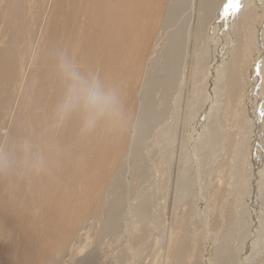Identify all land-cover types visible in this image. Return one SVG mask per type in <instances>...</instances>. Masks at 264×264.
<instances>
[{
  "label": "bare ground",
  "instance_id": "bare-ground-1",
  "mask_svg": "<svg viewBox=\"0 0 264 264\" xmlns=\"http://www.w3.org/2000/svg\"><path fill=\"white\" fill-rule=\"evenodd\" d=\"M228 2L0 0V264H94V249L72 258L86 247L73 242L78 224L98 206L114 165L134 160L151 188L132 196L116 177L102 234H124L118 215L127 208L141 231L131 242L151 250L146 230H166L155 264H222L230 250L229 264L264 262V227L255 222L257 211L264 216V0ZM62 66L113 92L127 105L125 122L100 118L82 133L77 108L60 123ZM188 144L200 150L182 175ZM162 196L167 206L157 202L155 213ZM187 203L188 218L174 215ZM127 255L113 264L142 256Z\"/></svg>",
  "mask_w": 264,
  "mask_h": 264
},
{
  "label": "rangeland",
  "instance_id": "rangeland-1",
  "mask_svg": "<svg viewBox=\"0 0 264 264\" xmlns=\"http://www.w3.org/2000/svg\"><path fill=\"white\" fill-rule=\"evenodd\" d=\"M216 18V15H214L212 18H209V20H213V19H215ZM208 20V21H209ZM210 22V21H209ZM210 31L211 30H208L207 31V37L209 36L208 34L210 33ZM214 34V33H213ZM160 37H162V35H160ZM161 42H163L162 40H161ZM212 70H213V67H212ZM207 90V89H206ZM160 93H162V92H160ZM156 95V96H155ZM154 95V101L155 102H158V101H160L161 102V95H158L157 93ZM213 121H214V119H213ZM216 122V121H215ZM224 124H225V126H227L228 125V120H225V122H224ZM126 126H128V123H126ZM210 145L212 146V144L210 143ZM212 149H213V146H212ZM200 150V146L198 147V148H196V147H194V146H191V145H187V146H185L184 147V149H183V152H181V157L179 158V160H180V162H179V165H177L176 167H177V172L178 173H182V175L184 174V171H183V168H182V163L184 162V161H190V160H192V151H195L194 152V155H195V157H194V159L196 158V154H197V152ZM129 151V149L128 148H124L123 149V151H122V153H121V155H120V157L122 158V159H124L125 161H126V159H128L129 158V156H126V154H127V152ZM144 151V153H145V151L146 150H143ZM154 158V157H153ZM194 159H193V161H194ZM133 160V159H132ZM135 162V160L134 161H132L131 163H132V168L130 167V165L131 164H128L127 166L129 167V169L132 171V172H135V173H133V175H132V172H130V170L128 169V167L126 166V164H125V170H121L120 168H119V163L117 162L115 165H114V167H113V169H114V171L111 173V177L108 179V181H107V183H106V186L104 187V188H102V191H100L99 192V195H98V200H97V202H96V204H98V206H93V210L91 211V214L89 215V216H86L84 219H83V221H81L79 224H78V231H77V233L78 234H80L79 235V237L77 236L75 239H73V242L76 244V246L77 247H79V244H80V246H86L85 248H83L82 249V251H80V252H76L77 253V257L76 256H73L72 258H74L75 257V259H78V257L79 258H82V257H84L88 252H90V251H92L93 249V251H95V253H94V260H95V263L94 264H106V262H107V264H110V263H115V261L117 260V258H118V256L119 255H121V253H124L125 255H130L131 254V252L132 251H135V252H139V254L140 255H142L141 257H140V261H139V263L140 264H152V263H156L158 260H157V258L158 257H162V250L165 248V243H166V241H168L167 239H166V237H167V235H166V230L164 231V232H158V231H160V229L159 230H156V229H153V228H149L148 230H146V237L149 239V242H151V241H153L154 242V244H153V242H151L152 243V248H151V250H149L148 249V247L146 248V246H145V244H143L144 245V247H143V245L141 244V242L139 243V241L138 242H131V240H130V234H131V232H135V233H141V231H140V227H139V225H138V222H137V220H136V218H135V216L133 215V214H131L130 215V212L128 211V209L127 208H124L121 212H120V214L118 215V217H119V219H118V221H120V230H121V234H122V232H124V234L126 235H120L119 233H118V231H117V233H111V232H109V234H107L106 233V235H104V234H102V225H103V221H104V219L107 217V215H108V213H109V211H108V209H109V207H108V203L110 204V202H111V200L116 196L115 195V193H114V190H109L110 188H113L114 189V187H113V183H114V185H115V178L116 177H119L120 176V179L121 180H123L122 182H121V184H120V187H121V185L123 184V185H130V190H134V192L133 191H130V193H131V195L133 196V195H135V190L136 191H142V192H148L147 190H145V189H149V188H151V184H149V183H145V181H144V179H142V177L141 176H139V170L141 169V167L140 166H138L139 164L138 163H134ZM126 163V162H125ZM129 163V162H128ZM147 163L148 164H152V160L151 159H148L147 160ZM136 167H135V166ZM138 167V169H136ZM129 171H128V170ZM126 171V172H123V173H119V171ZM117 173H119L118 174V176H117ZM122 174V175H121ZM190 175H189V177L191 176V172L189 173ZM186 175V174H185ZM122 177H123V179H122ZM139 177V178H138ZM116 179H119V178H116ZM125 181V182H124ZM144 181V182H143ZM149 181V180H148ZM147 181V182H148ZM213 180H211V182H212ZM214 182V181H213ZM129 183H132V185L131 184H129ZM147 184V185H146ZM214 183H212L211 184V186H210V192H212L213 191V188H214V186H212ZM149 185V186H148ZM146 187V188H145ZM149 187V188H148ZM211 187H213V188H211ZM129 188V186H127L126 187V189H128ZM184 188V187H183ZM141 189V190H140ZM179 189H182V187L180 188L179 187ZM261 189V188H260ZM260 189H256L255 191H256V195L253 197V199L254 198H259L258 197V190H260ZM108 191H110V192H108ZM180 191V190H179ZM182 191V190H181ZM113 192V194L111 195V193ZM126 192V191H125ZM163 192V191H162ZM124 193V192H123ZM127 193L128 194H130L129 193V190L127 191ZM126 193V194H127ZM137 193V192H136ZM180 193V192H179ZM186 193V192H185ZM109 194L111 195V196H109ZM171 194H172V192H171ZM177 194V193H176ZM184 194V193H183ZM115 195V196H114ZM123 195V194H122ZM167 195H170L169 194V192H167V194H166V196ZM107 196L110 198V197H112L111 198V200L109 201L108 199H107ZM174 196H175V194H174ZM177 196V195H176ZM191 196V194H189V197ZM211 197H213V195H210ZM167 197H169V196H167ZM187 197V196H186ZM188 197V198H189ZM107 201H106V200ZM104 201H105V203H104ZM159 203V204H161L162 206H167V203H168V201H167V198L165 199V196L163 197H160V199H156V201H155V206H154V208H152V210H154L155 211V213H157L158 212V210L160 209V205L159 206H157V204L156 203ZM191 202V201H190ZM189 206V207H188ZM95 207V208H94ZM158 207V208H157ZM105 208H106V210H105ZM157 208V212H156V209ZM173 209H174V207H173ZM182 209V210H181ZM192 207H191V205H188V203H187V205H185L184 207H179L178 209H177V211L174 213V215H177V213H178V216L181 214H183L184 216H185V218H188L189 217V215H191L192 213ZM104 210V211H103ZM175 210V209H174ZM164 211H165V209H164ZM107 212V213H106ZM189 212V213H188ZM105 213V214H104ZM94 214V215H93ZM102 214V215H101ZM92 215V216H91ZM103 215H105V216H103ZM129 216V217H128ZM92 217V218H91ZM134 217V218H133ZM129 218H130V221H129ZM122 219H124L123 221H122ZM128 221L127 223H126V221ZM261 220H262V222H261ZM165 221V220H164ZM123 222V223H122ZM255 222H258L259 223V226H260V228L261 227H264V216H263V218L262 217H260V214L258 213V211L255 213ZM102 223V224H101ZM132 223V224H131ZM171 223V222H170ZM97 224V225H96ZM165 223L163 222L162 223V227H164L163 225H164ZM177 226V222L175 221L174 223H173V225H172V227H170V230H171V228H174V227H176ZM189 227V226H188ZM96 229V230H95ZM163 229V228H162ZM120 230H119V232H120ZM170 230H169V232H170ZM137 231V232H136ZM155 231H156V233H155ZM232 231V229H228L226 232H225V234H224V237H225V235H227L229 232H231ZM164 233V234H163ZM117 234V235H116ZM161 234L163 235V236H161ZM212 236L210 237V239H209V241H213V239L214 240H216V236H215V234H216V231H213L212 232ZM119 235V236H118ZM129 235V236H128ZM154 235V236H153ZM154 237V238H153ZM159 237V238H158ZM126 238V239H125ZM129 238V239H128ZM156 238V239H155ZM164 238V239H163ZM81 239V240H80ZM118 239V240H117ZM162 239V241H164V243H163V245L161 246L160 245V240ZM221 239V238H220ZM220 239H219V241L217 242V244H216V246L220 243ZM104 241V242H101V241ZM77 241V242H76ZM107 241V242H106ZM117 241V242H116ZM230 241V240H229ZM264 241V234L262 235V237H261V239H260V241L258 242V245H257V252H260V249H259V246L262 244V242ZM95 242V243H94ZM89 243V244H88ZM102 243V244H101ZM105 243V244H104ZM85 244V245H84ZM133 244H137V245H133ZM142 246H141V245ZM104 245V246H103ZM110 245V246H109ZM139 245V246H138ZM158 245H160L159 247H158ZM252 244H250L249 245V247H252L251 246ZM88 246V247H87ZM118 246V247H117ZM134 246V247H133ZM136 246H138V247H142V248H137ZM164 246V247H163ZM118 249H117V248ZM120 248V249H119ZM129 248V249H128ZM145 248V249H144ZM157 248V249H156ZM121 249H123V250H125V251H122ZM149 251H148V250ZM79 250V249H78ZM88 250V251H87ZM112 250V251H111ZM121 250V251H120ZM158 252H157V251ZM113 251H116V253H114ZM129 251H131L130 253H129ZM113 252V253H112ZM127 252V253H126ZM212 252V254H213V256H214V253H216V249H215V247H214V250H213V244H212V246H211V251H210V253ZM67 253V254H66ZM102 253V254H101ZM115 254V256H113ZM144 254H145V256H144ZM66 255V257H65V259L66 260H71L72 258H71V256H70V254H69V252L67 251V252H65V254H64V256ZM127 255V256H128ZM232 251L230 250L229 252H228V254L223 258V263L222 264H229L230 263V261H232L233 259H232ZM113 257V258H112ZM114 257H115V259H114ZM113 259L115 260V261H113ZM156 259V260H155ZM248 259H249V257H246L243 261H242V263L241 264H246V262L248 261ZM229 260V261H228ZM142 261V262H141ZM144 261V262H143ZM146 262V263H145ZM139 263H137V264H139ZM60 264H61V262H60ZM262 264H264V262L262 263Z\"/></svg>",
  "mask_w": 264,
  "mask_h": 264
},
{
  "label": "clouds",
  "instance_id": "clouds-1",
  "mask_svg": "<svg viewBox=\"0 0 264 264\" xmlns=\"http://www.w3.org/2000/svg\"><path fill=\"white\" fill-rule=\"evenodd\" d=\"M65 72L66 93L54 110L60 123L77 108L82 110L81 132H90L100 118H108L114 124L125 122L127 105L111 91L101 89L99 82L85 80L79 73L62 66ZM130 119V116L127 119Z\"/></svg>",
  "mask_w": 264,
  "mask_h": 264
},
{
  "label": "snow or ice",
  "instance_id": "snow-or-ice-1",
  "mask_svg": "<svg viewBox=\"0 0 264 264\" xmlns=\"http://www.w3.org/2000/svg\"><path fill=\"white\" fill-rule=\"evenodd\" d=\"M237 4H238V0H229L227 7L233 8V7H236Z\"/></svg>",
  "mask_w": 264,
  "mask_h": 264
}]
</instances>
